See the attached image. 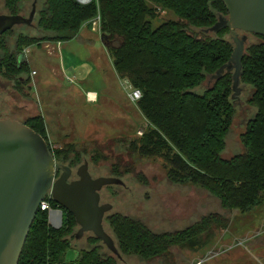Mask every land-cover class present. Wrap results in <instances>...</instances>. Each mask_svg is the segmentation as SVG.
<instances>
[{
	"label": "trees",
	"instance_id": "16d2710c",
	"mask_svg": "<svg viewBox=\"0 0 264 264\" xmlns=\"http://www.w3.org/2000/svg\"><path fill=\"white\" fill-rule=\"evenodd\" d=\"M34 3L36 34H15L13 28L0 36V73L19 85L29 83L30 64L19 60L25 47L79 39L83 24L91 28L89 22L100 13L101 35L117 73L142 91L136 102L148 126L130 142V154L161 157L168 180L206 194L212 209L199 213L186 226L157 231L126 212L132 209L114 206L106 214L104 227L119 255L92 234L86 238L91 247L82 248L77 259L67 261V252L78 248L79 225L62 207V224L52 225L49 211L40 205L19 264H128L132 258L142 262L168 258L175 249L207 245L217 230L230 226L234 216L264 204V36L250 34L254 39L242 61L241 85L248 91L251 114L238 134V150L224 155L238 112L233 71L208 83L210 75L230 60L235 42L229 28L206 32L220 15L228 16L223 0H92L87 4L2 0L1 8L7 14L24 15ZM162 12H172L175 18L154 27L153 21ZM24 123L46 139L48 129L42 114ZM55 157L72 169L85 158L76 147L56 151ZM133 172L143 177L131 163L120 160L110 175L124 177ZM112 194L121 195L117 190ZM46 199L53 208L59 206L52 197Z\"/></svg>",
	"mask_w": 264,
	"mask_h": 264
},
{
	"label": "rangeland",
	"instance_id": "374dc122",
	"mask_svg": "<svg viewBox=\"0 0 264 264\" xmlns=\"http://www.w3.org/2000/svg\"><path fill=\"white\" fill-rule=\"evenodd\" d=\"M1 4L2 0L0 8ZM32 8L27 6L24 15L29 16ZM0 13H6L3 6ZM174 18L172 12H162L153 26ZM36 19L35 16L32 25L15 26V34H36ZM81 33L90 41L85 43L80 37L62 43L54 41L49 49L46 43L43 47L36 44L25 47L22 54L29 58L32 71L38 72L32 75L31 71L29 83L19 85L0 73V118L10 116L26 121L42 114L48 129L46 140L54 158L56 151L76 147L85 156L80 165L88 160L95 177L113 176L110 171L120 160L123 164L131 163L136 172L141 173L142 178L135 172L119 177L125 184L113 185L116 188L111 185L104 190L102 202L113 203L119 209H132L126 212L157 231L173 230L194 222L199 213L212 209L209 197L192 186L181 187L168 180L161 157L130 154V142L143 134L148 121L138 103L130 98L131 83L116 72L111 51L102 40L101 27L89 28L85 22ZM252 39L249 34V43ZM89 91L97 93L96 101L88 100ZM248 97L243 86L236 97L238 112L230 148L224 155L234 154L238 147V134L251 114L246 103ZM111 190L121 195L114 196L109 193ZM92 234L87 232L77 238L78 248L67 252V261L77 259L82 248L91 247L86 238ZM173 253L168 258L150 262L132 258L128 264H264V204L250 213L234 216L230 226L217 230L207 245L199 249H175Z\"/></svg>",
	"mask_w": 264,
	"mask_h": 264
},
{
	"label": "water",
	"instance_id": "95a60500",
	"mask_svg": "<svg viewBox=\"0 0 264 264\" xmlns=\"http://www.w3.org/2000/svg\"><path fill=\"white\" fill-rule=\"evenodd\" d=\"M223 1L228 16L220 15L206 32L218 33L229 28L235 48L230 60L210 75L209 82L220 79L225 71H233V98L236 99L243 90L242 61L249 34L264 36V0ZM36 11L34 3L29 16L0 13V36L15 26L32 25ZM101 37L104 42V36ZM25 56L21 54L20 59ZM57 170L62 171L58 178ZM73 173L70 166L56 161L40 133L22 121L0 119V264H19L38 209L49 194L60 207L74 215L79 225L76 238L92 232L119 255L114 239L104 227L106 214L114 206L101 202V190L125 182L115 176L94 177L87 160L75 171L78 178L69 181Z\"/></svg>",
	"mask_w": 264,
	"mask_h": 264
},
{
	"label": "built area",
	"instance_id": "2783aa9c",
	"mask_svg": "<svg viewBox=\"0 0 264 264\" xmlns=\"http://www.w3.org/2000/svg\"><path fill=\"white\" fill-rule=\"evenodd\" d=\"M77 1L82 3V4H87V3L91 2L92 0H77ZM89 23L91 24V28H93V29H96L99 26L101 27V15H100V13H98L97 16L94 17ZM36 74H37V71L33 70L32 75H36ZM127 82H129V81H127ZM141 97H142V91L138 88L131 86V92H130L131 100L132 101H138ZM87 98L89 101H96L98 98V95L94 91H89V92H87ZM47 197H52V196L48 195ZM41 207H42V209L49 211V218H50V222L52 225L57 227V226H60L62 224L63 212H62V208L60 206L53 208L50 205V202L47 199H45L42 201ZM195 263L201 264L202 262H195Z\"/></svg>",
	"mask_w": 264,
	"mask_h": 264
},
{
	"label": "flooded vegetation",
	"instance_id": "af4514ba",
	"mask_svg": "<svg viewBox=\"0 0 264 264\" xmlns=\"http://www.w3.org/2000/svg\"><path fill=\"white\" fill-rule=\"evenodd\" d=\"M8 41L10 42V39H8ZM0 56H3V52L0 50ZM21 56V55H20ZM22 59H26L28 62H29V58L27 59V55L24 57V58H22ZM22 59H20L19 58V60H22ZM26 78H28V76H25V78H24V80L26 79ZM15 81V80H14ZM4 88H6V85H4L3 86ZM237 100H239V99H236V102H237ZM3 118H10V116H5V117H3ZM1 119V118H0ZM22 122H24L23 120H22ZM84 161H86V159L84 160ZM88 161V160H87ZM89 162V161H88ZM78 169V168H77ZM76 169V170H77ZM90 169V168H89ZM76 170H74L73 169V175H72V177L70 178V180L69 181H71V180H73V179H76V178H78L77 177V175H76V173H75V171ZM61 172L62 171H59V170H57L56 171V178H58L60 175H61ZM91 172V171H90ZM92 174V173H91ZM94 176V175H93ZM95 177V176H94ZM113 186V185H112ZM110 186H105L102 190H101V196H102V193H103V191L104 190H108V188H109ZM109 193H111L112 194V192H109ZM49 195H51V194H49ZM52 196V195H51ZM101 202H102V197H101ZM65 209V208H64Z\"/></svg>",
	"mask_w": 264,
	"mask_h": 264
},
{
	"label": "crops",
	"instance_id": "0c3cea01",
	"mask_svg": "<svg viewBox=\"0 0 264 264\" xmlns=\"http://www.w3.org/2000/svg\"><path fill=\"white\" fill-rule=\"evenodd\" d=\"M83 29V28H82ZM82 29H81V31H82ZM81 33V32H80ZM81 38L83 39V41L85 42L87 39L82 35V33H81ZM87 41H90V40H87ZM46 43V46L48 47V49H49V47H51V43H52V41H46V42H44V44ZM58 43H62V42H58ZM85 43H87V42H85ZM43 44V45H44ZM41 47H43L42 45H41ZM65 63V62H64ZM116 70V69H115ZM37 71V70H36ZM117 72V71H116ZM37 74H38V72H37ZM34 77V76H33Z\"/></svg>",
	"mask_w": 264,
	"mask_h": 264
}]
</instances>
